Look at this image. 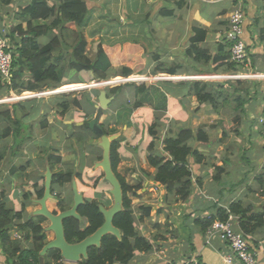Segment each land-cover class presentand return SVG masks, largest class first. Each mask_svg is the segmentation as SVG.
Masks as SVG:
<instances>
[{"label":"crops","instance_id":"obj_1","mask_svg":"<svg viewBox=\"0 0 264 264\" xmlns=\"http://www.w3.org/2000/svg\"><path fill=\"white\" fill-rule=\"evenodd\" d=\"M33 1L13 0L8 5L0 4V30L8 29L10 34L15 32L16 37L19 34V27L26 30L27 19L22 15V11ZM60 1L48 0V3L50 7L55 8ZM84 1L90 11V21L85 28V36L87 41L90 39L92 42H97V47L101 44L112 64V69L109 71L112 76L122 73V69L119 71L114 68L115 64H127L131 61L134 64L131 68L134 75L132 81H142L145 79L143 77L148 75L168 74V71H175L174 75H170L169 80L171 81L155 83L166 92L167 110L165 112H158L150 106L133 108L136 102L135 93L127 88L124 90L125 93L114 97L112 104L102 116L104 124L110 129L118 130L117 134H120L122 162L118 167L119 174L121 176L124 174L121 170L123 166L131 164V177L137 179V182V177L141 178L139 184L142 188L135 197L136 199L133 198V209L137 208V211L134 210L138 218L137 230H142L146 226L142 220V218L147 220L142 210L146 205L145 208H150L149 222L154 227L151 226L153 228L151 235L148 233L151 238L144 237L152 239L155 244L157 241L163 243L159 245L160 248L152 244L153 250L149 253H136L126 264L185 263L193 258L202 264H228L225 256L231 254L230 247L217 237L207 243L205 232L197 222L199 219H211L221 208L229 210L235 202L241 203L245 208H252L253 212L259 210L264 204V140L263 127L259 124V119L264 113V81L261 84H253L241 80L245 87L255 85V90L252 91L253 101L245 105L247 115L240 114L238 119H236L237 113L233 110V106L224 110L220 107L222 112L218 113L211 104H201L193 91L191 93L189 82L192 81L181 82L183 83L181 87L173 83L176 80H195L194 83H201L202 79H209L212 76L236 73L229 69L231 60L228 58L224 61L196 64L189 56L192 46L208 51L213 58L230 53L231 47L227 45L226 35L230 29V15L235 9L241 10L244 15L243 41L247 46L251 65L256 68V72L263 74L264 0ZM51 22L52 19H45L35 21L33 24L44 26ZM194 29L206 31L204 41L196 44L191 42ZM39 42L46 44L48 39L42 37ZM12 47L13 50L17 49L16 45ZM89 58L95 59L96 56H89ZM153 65L156 67L154 70ZM209 80L207 83L228 82ZM52 94L55 93L49 91L41 95ZM17 99V96H13L9 101ZM35 102L34 100L24 103L26 104L24 107L27 105L29 107V113L23 117L19 115L24 126L34 121L41 127L40 119L44 109L52 110V113L56 112L54 105L44 101ZM97 104L98 100H96ZM96 105L95 113L92 115L93 119L97 113ZM71 107L63 123L64 128L67 129L71 128L72 124L79 126L83 124V121L72 122V119L76 118H72ZM75 110L76 116L81 117L80 110L77 108ZM130 110L132 114L129 113ZM90 111H92L91 108ZM47 119L50 127L53 126L50 115ZM157 119H163L165 123V128L160 129V134L157 133L158 136L163 133L160 141L165 135L166 128L171 130L172 135L183 128H191L195 132L204 131L209 138V145L199 144L196 141L192 144L204 153V159L201 164L190 159L194 191L187 201L164 202L160 198L156 202L158 195L145 188L146 183L154 182L156 171L148 162V148L153 141L159 142L149 133V128ZM8 128L7 125H2L0 134H5ZM34 132L24 147L19 150L20 154L16 156L17 158L15 156L11 158L13 149L11 147L15 143L11 131L8 138L1 141L9 143L10 150L6 157L8 160L0 165V192L5 193L6 203L15 208L19 207L22 202L21 192L30 191L49 166L45 158L33 153L39 146L32 149V145L37 143L41 147L42 140L45 139L34 135ZM25 134L27 135L28 132L25 131ZM29 151H32V155L28 154ZM29 161L32 165L26 168L25 175L31 174L32 177L34 174L35 178L23 180L20 177L19 167ZM216 167L221 168V171H216ZM43 169L45 172H42ZM260 180H263V183H260ZM159 186L161 195H165V198L167 195L165 188L162 185ZM145 197L146 200L143 199ZM151 198L153 201L150 200ZM50 206V210L54 209ZM37 209L39 207L29 211L28 207L27 211L32 214L31 212ZM234 217L236 230L242 232L240 231V217ZM165 219L167 221L163 224L161 220ZM48 225V222L43 224L44 228ZM50 235L47 233L48 241L54 238L53 234ZM18 236L20 235L17 232H12V238ZM247 237L257 253V264H264V229H259L255 234ZM0 264H9L1 249ZM234 264L245 263L235 262Z\"/></svg>","mask_w":264,"mask_h":264},{"label":"trees","instance_id":"obj_2","mask_svg":"<svg viewBox=\"0 0 264 264\" xmlns=\"http://www.w3.org/2000/svg\"><path fill=\"white\" fill-rule=\"evenodd\" d=\"M12 2L13 0H0L1 5H8ZM22 15L27 19V29L23 30L22 27H19L17 37L14 35L15 32L9 35L12 45L17 46L16 50H12L13 79L8 87L0 78V99L11 91L19 94L23 92H44L58 89L67 84L106 80L114 75L117 76L116 74L112 76L109 73L112 64L101 45H98L95 59H91L87 55L88 43L83 29L89 24L90 11L84 0H61L55 8L50 7L48 0H34L32 4L23 9ZM45 19H52V22L44 26L33 24L35 21ZM206 35L205 30L194 29L191 42L193 44L202 42L205 40ZM42 37L48 39L46 44L39 42ZM18 38H20V41H18ZM227 45L229 48L232 46L229 42ZM189 56L196 64L224 61L227 58L231 60V53L213 58L208 51L199 49L196 46H192ZM241 68L240 65L234 62L229 63V69L233 72H237ZM167 73L174 75L175 71H168ZM121 74L129 77L133 75V71L126 68L122 70ZM69 76H71L72 83H68ZM243 85L244 82L242 81L237 83L228 81L222 84L209 83L202 89L199 83L196 82L193 87V94L201 104H211L218 113L222 112L220 107L224 110L233 106V110L237 113L236 119H238L240 114L247 115L248 111L245 110V105L249 101H253L254 97L252 91L255 90V85L253 87L249 85L244 87ZM123 86L107 88L108 96L117 97L119 94L125 93L124 90L128 88L135 93L136 102L133 108L150 106L158 112L167 110V95L160 86L155 84L140 86L127 84ZM90 92L89 94L82 92L74 98H55V101H53L57 111L56 122L58 124L64 123L65 116L71 106L80 110L83 121L80 126L72 124L73 131L69 136L72 154L77 164H72L66 169L57 170V166L64 162L58 151L51 148L46 156L53 173V200L57 201L55 209H52L54 214L70 209L73 203L72 182L73 180L81 181V171L85 168L87 161V148L94 146L93 141L100 139V136L90 127L99 93L97 91V94L94 95V91L93 93ZM23 104L18 103L11 107L7 105L0 106V130L4 124L9 127L5 134H0V165L8 160L6 157L10 145L1 141L8 138L10 131L15 142L11 147V149L13 148L11 158L12 156H18L20 154L19 150L33 136V126H31L32 132H30V135L26 136V128L21 122L20 114H18V109L25 110ZM90 108L92 111H90ZM49 112L44 109L41 116L40 125L42 129L53 128V126L50 127L47 119ZM129 113L132 114V111L130 110ZM102 119L99 124L104 134L111 136L119 132L116 129L108 128ZM160 126L162 130L165 128L163 119H157L149 128V133L153 139L159 140L157 143L153 141L148 148V162L156 170L153 180L165 188L168 201H187L194 191L190 159H193L197 164H201L204 159V155L198 150V147H194L192 144L196 141L199 144L209 145V138L204 131L195 132L191 128H183L176 134L164 135L162 141H160L163 136V133L158 136L161 131ZM120 142L121 140H117L112 144L111 162L114 172L122 184L124 193V209L114 220V225L121 231L122 238L119 240L113 235L105 236L101 246L90 248L87 259H83L78 264H126L132 260L136 253H149L153 250L151 241L147 237L140 236L137 231L138 218L133 209L132 197L138 196L142 185H130L118 172V167L122 162ZM96 147L99 148L98 144ZM101 159L102 155L97 161ZM97 161L95 160L93 164L95 165ZM31 165V161L20 165L21 179L31 178V175H25L26 168ZM216 171H221V168L216 167ZM39 178L45 181L44 175ZM101 178L104 179L103 172ZM44 181L42 188L41 186L38 187L37 182L30 191L23 190L21 192L22 202L17 208L9 206L5 200V193L0 192V249L7 257L9 264H41L40 252L48 243V237L43 227L47 220L42 216H33L28 213L27 208L34 197L37 199L42 198ZM104 182L107 183L105 179ZM260 183H263V180H260ZM67 186L71 187L68 193ZM101 204L108 207L107 203H103L99 199H88L86 197L84 205L78 210L82 220L68 218L64 221L65 237L70 244L81 242L103 225L104 216L98 207ZM50 207L54 208L53 206ZM142 210L145 216H150V208L143 207ZM252 212V208H245L241 203L235 202L229 210L221 208L211 219H199L197 223L206 232L216 221L225 222L230 215L239 216L241 219L240 231L246 236H250L259 229H264V204L259 210L249 215ZM12 232H17L20 239L12 238ZM44 264L69 263L62 259L60 251L52 249L45 256Z\"/></svg>","mask_w":264,"mask_h":264},{"label":"rangeland","instance_id":"obj_3","mask_svg":"<svg viewBox=\"0 0 264 264\" xmlns=\"http://www.w3.org/2000/svg\"><path fill=\"white\" fill-rule=\"evenodd\" d=\"M83 32H84V34L86 35V30H85V28L83 29ZM87 39V38H86ZM87 43H88V46H87V55L88 56H91V57H93V55L94 56H96V53L98 52V47L96 46V43L97 42H95V41H93L92 42V40H90V39H88V41H87ZM99 45H101V44H99ZM66 55H67V52H66ZM249 58H250V56H249ZM151 59V58H150ZM132 62V61H131ZM131 62H128L127 64H115V66H114V68L115 69H117V70H124V69H131V68H133L134 66V64H132ZM136 66H138V67H140L139 65H137V64H135ZM239 65V64H238ZM240 66L242 67L239 71H237L236 73H243L244 71H246V68H248L250 71H253V73L255 74V75H257V74H262V73H258V72H256V68L255 67H252V65H251V63L250 64H247V65H241L240 64ZM153 67V70L156 68L155 67V65H153L152 66ZM257 73V74H256ZM264 74V73H263ZM115 76V75H114ZM126 77V76H124L123 74H119V75H117L116 77ZM137 76V75H136ZM164 76H166V77H168V79L169 78H171L170 77V74H166V73H162L161 75H152V76H150V75H148V76H146V77H152V80H149V81H146V80H143V81H141V82H139L138 84H136V85H151V84H155V83H157V82H168V81H171V80H168V79H165L164 78ZM187 76V75H186ZM161 78V80H155V79H153V78ZM188 77V76H187ZM199 79V78H198ZM209 79H212V78H209ZM209 79H205V80H201L202 82L201 83H199V85H200V87L203 89V88H205V85H207V84H209V83H207L208 81H210ZM70 81V82H69ZM183 81H187V83L189 82V81H192V82H189V83H191L190 85H191V93H192V91H193V87H194V85L196 84V83H194L195 82V80H176L175 81V83H173L174 85H176L177 87L179 86V87H181L182 85H183ZM212 81H219V82H222L223 80H212ZM229 81H231V80H229ZM241 81V80H240ZM239 80H235V81H231L232 83H237V82H240ZM242 81H244V82H250V83H253V84H261V82H263L264 81V78L262 79V77L260 78H255V79H248V80H242ZM89 82H91V81H88V82H86V81H84V83H89ZM181 82H183V83H181ZM68 83H72L71 82V76H69L68 77ZM68 85V84H67ZM66 85V86H67ZM124 87V86H123ZM245 87V86H244ZM104 88H101V89H96V90H89V91H86V93L87 94H89V93H91L90 91H92V93H93V91H94V95H95V93L97 94V91H98V93H99V91L100 90H103ZM106 89V88H105ZM111 89V88H110ZM107 91H108V89H106ZM51 91V90H50ZM44 92H49V91H44ZM37 93H39V92H34V94H37ZM82 93V92H81ZM13 94H15V95H19V93H13ZM78 94H80V93H63V94H52V95H47V96H43V97H39V98H34V99H30V100H25V101H21V102H9V103H6V104H3V105H7V106H9V107H11V106H13V105H16V104H18V103H29V102H33L34 100L36 101L35 103H39V102H47V103H49L50 105H54L55 106V102H53V101H55V98H63V97H70V98H74V97H76ZM190 95H192V94H190ZM10 97V96H9ZM24 105H26V104H23V106ZM37 105V104H36ZM1 106V105H0ZM72 108V118H76L75 120L74 119H72V122H81L82 121V115H81V117L80 116H78L79 117V120H77L78 119V117L76 116V108H74V107H71ZM57 112V111H56ZM56 112H53L52 113V110L49 112V115H50V121H52V123H53V128L52 129H50V128H48V129H42L41 127H39L38 126V123H34V121H33V123H30L29 125H25V128H26V131L28 132V134L26 135V136H28V135H30V132H32V127H31V125L33 126V130L35 131L34 132V135H37V136H41V138H45V139H43L42 140V142H43V144L41 145V147H40V144L38 145L37 143H34L33 145H32V149L34 148V147H36L37 148V146H39L38 147V149H37V151L36 152H33L34 154H36V156H38V157H41V158H45V160H46V156H47V154H48V151H49V149H51V148H54V149H56L57 151H58V153H59V155L64 159V162H63V164H61V165H59V166H57V170H59V169H66V167H68V166H71L72 164H77V162L76 161H74V157H73V154H72V146H71V141H70V139H69V136H70V134H71V132L73 131V127H71V128H64V125L62 124H58L56 121ZM27 113H29V107H28V105H27V107H25V110H23V109H18V114H20V116H22L23 117V115L24 114H27ZM68 118H70L69 116H68ZM67 118H66V116H65V120H66ZM111 123V122H110ZM113 123V122H112ZM109 124V123H108ZM206 124H208V123H206ZM112 124H110V126H111ZM153 125V124H152ZM151 125V126H152ZM74 126H79V125H76V124H74ZM109 126V127H110ZM28 127V128H27ZM158 128H159V126H158ZM160 128H161V126H160ZM171 130H168L167 128L165 129V135H168V134H170L171 135ZM35 138H37L36 136H34ZM94 143H93V145L94 146H91L90 148H87V161H86V166H85V168L83 169V171H81L82 172V178H81V181H77V184H78V188H79V191L81 192V193H83L84 194V196H85V198L87 197L88 199H99V201H101V202H103V203H107L108 205V207H111L112 206V204H113V200H112V197L110 196V194L108 193L109 192V189H110V186L108 185V183H105L104 182V179L103 178H101V175H102V170H100V169H95V167H94V162H95V160L97 161V160H99V157L102 155V150H101V148L99 149V148H97L96 146H97V144L100 142V139H97V140H95V141H93ZM31 145V144H30ZM51 145V146H50ZM164 147V145L162 146V148ZM35 150V149H34ZM33 150V151H34ZM31 152L32 151H29L28 152V154H31ZM202 154H204L203 152H201ZM32 155V154H31ZM17 158V157H16ZM91 160V161H90ZM25 163H27V162H25ZM5 164V163H4ZM18 164V163H17ZM238 164L240 165V162H238ZM19 165V164H18ZM121 165V164H120ZM120 165H119V167H120ZM129 165V166H128ZM126 164L125 166H123V168L121 169L122 171H123V175H122V177H124L125 178V180L127 181V183H129L130 185H136L137 183L139 184V182L141 181V178L140 177H137L138 178V182H137V179H134L133 177H131L132 176V174H131V170H132V166H130L131 164ZM29 168V167H28ZM44 169H45V167H43ZM43 169V171L42 172H45V170ZM31 170V169H30ZM127 170V171H126ZM79 172H80V169L78 170ZM155 173H156V171H155ZM231 174H233V171H231ZM234 174H236L235 172H234ZM31 175V174H30ZM33 176L32 177H34L35 178V176H34V174H32ZM36 175V174H35ZM32 177L31 178H26V180H32ZM142 180H144V179H142ZM43 179H40L39 178V183L40 184H38L39 186L38 187H40L41 186V188L43 187ZM154 181V180H153ZM144 183V185H145V182H143ZM160 184H158L157 182H152V183H150V182H148V183H146V185H145V188H148L149 189V191H151L152 193H155V194H157L158 195V198L157 199H155V201L157 202L160 198L162 199V201L164 200V202H166V201H168V198H164V196L165 195H161V190H160V186H159ZM66 189H67V193L68 192H70V189H71V187H69V186H67L66 187ZM102 190H103V194H102ZM164 191H166L165 189H164ZM143 196V195H142ZM33 199H37L36 197H34ZM132 199H133V197H132ZM136 199V198H135ZM143 199H147L146 197L145 198H143ZM21 200H22V196H21ZM134 200V199H133ZM151 201H153V199L151 198L150 199ZM170 201V200H169ZM51 206H53L54 207V209H55V207H56V204H57V201H54V200H51L50 201V203H49ZM8 205L9 206H12L11 204H9L8 203ZM72 206V205H71ZM146 206V205H145ZM144 206V207H145ZM29 211H31L32 209H34V208H38L39 206L37 205V204H35V203H33V202H31L30 204H29ZM51 208V207H50ZM134 210H136L137 211V208L136 209H134ZM33 211V210H32ZM28 212V211H27ZM31 213H33V212H31ZM143 216L144 217H147V216H145L144 215V213H143ZM143 220V222L144 223H146V226L142 229V230H137L138 231V233H139V235L140 236H147L148 238L150 237L149 235H151V230H153V228H151V226L152 227H154L153 225H152V223L151 222H149V220H150V218L148 219V217H147V220L145 221V219H142ZM167 220L165 219V220H161V222L163 223V224H165V222H166ZM47 222V221H46ZM45 222V223H46ZM44 223V224H45ZM44 227V226H43ZM151 228V229H150ZM145 229V230H144ZM148 233H149V235H148ZM51 234V235H50ZM49 235L50 236H52V233H49ZM154 237V236H153ZM157 236H155V238H156ZM151 238V237H150ZM151 241V243L152 244H154V246H156V248H160L159 247V245L160 244H163V243H160L159 241H157L156 242V244L154 243V241L151 239L150 240Z\"/></svg>","mask_w":264,"mask_h":264},{"label":"water","instance_id":"obj_4","mask_svg":"<svg viewBox=\"0 0 264 264\" xmlns=\"http://www.w3.org/2000/svg\"><path fill=\"white\" fill-rule=\"evenodd\" d=\"M113 100L114 97H109L106 89L100 90L98 104L96 105L97 113L90 122L91 129L100 136L98 147L102 149V159L97 161L94 167L95 169L102 170L105 181L110 185L111 189L109 190V194L112 197L113 204L111 207H105L102 204L99 205V210L103 214L105 220L103 225L81 242L70 244L65 237L64 221L68 218L82 220L78 210L84 205L85 196L79 191L77 181L73 180V205L66 211L54 214L48 206L49 202L54 199L52 193L53 173L50 167L47 166L44 174V194L42 198L32 200L33 203L39 206V209L35 210L32 215L44 217L49 223V225L44 228L45 233H52L54 235V238L48 241L40 252L41 264H44L45 256L52 249L60 251L64 261L70 264H78L83 259H87L90 248L101 246L105 236L113 235L119 240L122 238V233L114 225V220L124 209V193L122 184L115 174L111 162L112 144L119 140L120 134L108 136L104 134L99 124L104 112L110 107Z\"/></svg>","mask_w":264,"mask_h":264},{"label":"built area","instance_id":"obj_5","mask_svg":"<svg viewBox=\"0 0 264 264\" xmlns=\"http://www.w3.org/2000/svg\"><path fill=\"white\" fill-rule=\"evenodd\" d=\"M230 29L226 35V41L231 43L230 48L231 62L241 65H247L251 63L249 54L247 51V46L243 41L244 33V15L241 10L235 9L230 15ZM10 33L8 29L0 30V78L2 79L5 86L11 85L13 79V54H12V41L10 38ZM257 74V73H256ZM264 78V74L255 75L252 71L246 68V72L243 73H233L228 75H216L212 76L214 80L223 81H235V80H248ZM132 77H111L106 80H92L89 83H72L67 86L64 85L58 89L51 90V93L63 94V93H81L89 90H96L101 88H114L120 87L127 84H138L141 80H133ZM144 80H152V77H143ZM165 79L168 77L164 76ZM155 80H161V78H153ZM169 80V79H168ZM143 81V80H142ZM14 91L0 99V105L9 102H21L25 100H30L34 98L43 97L48 92H39L34 94V92H23L19 95H15ZM33 94V95H30ZM10 96V97H9ZM13 96H17V100L9 101ZM259 124L263 127V139H264V113L259 119ZM207 243L211 242V239L217 237L221 242L228 245L231 249V254L225 256V261L228 264H234L235 262H243L245 264H257V253L253 250L251 246V241L248 237L239 232L235 228V217L230 215L229 219L225 222L216 221L214 222L205 232ZM17 238L20 239V236ZM165 264H202L196 258L191 259L185 263H165Z\"/></svg>","mask_w":264,"mask_h":264},{"label":"flooded vegetation","instance_id":"obj_6","mask_svg":"<svg viewBox=\"0 0 264 264\" xmlns=\"http://www.w3.org/2000/svg\"><path fill=\"white\" fill-rule=\"evenodd\" d=\"M72 205H73V203H72Z\"/></svg>","mask_w":264,"mask_h":264}]
</instances>
